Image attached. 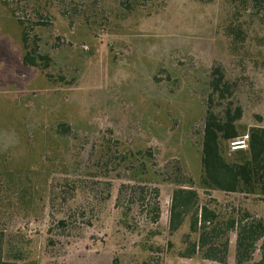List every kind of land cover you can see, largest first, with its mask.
I'll return each mask as SVG.
<instances>
[{
    "label": "rangeland",
    "instance_id": "rangeland-1",
    "mask_svg": "<svg viewBox=\"0 0 264 264\" xmlns=\"http://www.w3.org/2000/svg\"><path fill=\"white\" fill-rule=\"evenodd\" d=\"M254 8L252 0L0 4V166L27 175L35 210L17 241L38 264H139L150 254L161 264H237L234 230L223 261L183 256L189 223L172 232L170 210L184 186L222 214L264 219L257 195L198 187L214 66L246 77L241 123L264 125V29ZM231 20L248 30V47L233 46ZM24 30L49 66L23 61ZM61 123L70 132H58ZM65 175L81 185L71 206L51 205L50 183ZM263 252L264 236L245 264Z\"/></svg>",
    "mask_w": 264,
    "mask_h": 264
},
{
    "label": "trees",
    "instance_id": "trees-1",
    "mask_svg": "<svg viewBox=\"0 0 264 264\" xmlns=\"http://www.w3.org/2000/svg\"><path fill=\"white\" fill-rule=\"evenodd\" d=\"M252 1L255 5L254 12L264 29V0ZM0 4H8V0H0ZM12 12L14 13L13 10ZM225 31L233 39L234 47H248L249 33L241 22L231 20L225 25ZM260 40L264 42V35ZM22 41L23 61L26 64L35 66L45 62L44 66H49L51 57L34 53L38 45L31 49L25 30L22 33ZM261 42L259 43L263 44ZM243 78L246 77H231L223 65H216L211 70L198 187L207 192L218 190L257 195L264 201V125L254 124L247 128L241 123L244 111L240 99ZM70 130L71 128L63 123L58 127V132L61 133ZM246 131L250 136L248 148L231 151L229 141ZM25 176L27 175L7 166H0V264H38L31 249L17 241L18 236L22 234L19 227L21 222L23 219L33 218L31 211L35 210L34 194L29 195L27 192L28 183ZM80 185V178L74 179L69 175L50 183V204L63 201L71 206L69 201L74 199V192H77ZM214 200L215 198H211L210 202ZM122 214L125 221L126 215L124 212ZM250 216L248 212L239 217L222 214L221 210L210 204H201L200 194L193 187L178 186L173 190L170 230L177 231L186 220L189 223V232L185 235L188 247L182 253L183 256L191 257L201 252L206 258L223 261L219 251H225L229 231L234 230L237 233L236 263L249 262L255 243L264 236V219ZM158 218L159 214L155 213L154 221L158 222ZM65 222L64 217H59V225ZM193 235L196 236L194 240L191 239ZM149 250L153 251L152 245ZM159 258L150 254L139 264H161L158 263ZM259 264H264V252Z\"/></svg>",
    "mask_w": 264,
    "mask_h": 264
},
{
    "label": "built area",
    "instance_id": "built-area-1",
    "mask_svg": "<svg viewBox=\"0 0 264 264\" xmlns=\"http://www.w3.org/2000/svg\"><path fill=\"white\" fill-rule=\"evenodd\" d=\"M249 132H246L229 141V149L231 151L247 149L249 146Z\"/></svg>",
    "mask_w": 264,
    "mask_h": 264
}]
</instances>
